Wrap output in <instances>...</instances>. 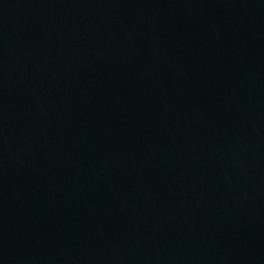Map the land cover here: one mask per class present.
<instances>
[{
  "label": "water",
  "instance_id": "obj_1",
  "mask_svg": "<svg viewBox=\"0 0 264 264\" xmlns=\"http://www.w3.org/2000/svg\"><path fill=\"white\" fill-rule=\"evenodd\" d=\"M0 264H264V35L0 144Z\"/></svg>",
  "mask_w": 264,
  "mask_h": 264
}]
</instances>
